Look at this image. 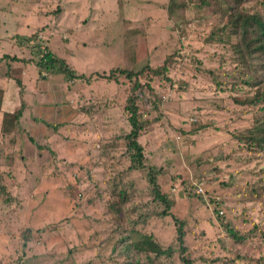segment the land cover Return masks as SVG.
Segmentation results:
<instances>
[{
  "label": "rangeland",
  "instance_id": "rangeland-1",
  "mask_svg": "<svg viewBox=\"0 0 264 264\" xmlns=\"http://www.w3.org/2000/svg\"><path fill=\"white\" fill-rule=\"evenodd\" d=\"M169 4L0 0V58L28 62H0V264H128L127 236L171 249L131 252L139 264H181L173 218L185 223L194 264H264V135L253 142L248 132L262 105L238 104L256 91L235 72L217 0L185 2L173 16ZM47 48L84 79L38 73ZM116 68L134 77L96 75ZM131 95L142 170L129 169L124 138ZM151 167L167 217L153 201Z\"/></svg>",
  "mask_w": 264,
  "mask_h": 264
},
{
  "label": "trees",
  "instance_id": "trees-1",
  "mask_svg": "<svg viewBox=\"0 0 264 264\" xmlns=\"http://www.w3.org/2000/svg\"><path fill=\"white\" fill-rule=\"evenodd\" d=\"M194 0H170V4L168 7V12L171 16L175 15L177 10L181 7H184L185 2H192ZM206 1V0H201ZM246 0H217V5H215L216 11L220 13L222 26L218 31L223 38H233L235 39L234 43H231L229 40V46L231 47L233 54L237 55V63L235 66V72L239 77V81L242 85L255 90L253 96L249 98H244L242 101L238 102V104L242 105L245 103H249L251 105H255L257 103H261L259 109L264 111V0L258 3V8L252 13L247 12L243 8V4ZM33 38V37H32ZM31 37H22L24 41H30ZM225 41V39H224ZM43 51H40V55ZM35 62L36 68L39 70L38 73L42 71L47 72L53 75H61L66 81H75L82 80L84 76L77 74V72L68 66L60 56L54 54L50 49L47 48V51L43 53V55ZM2 60H11V61H19L22 63H26L27 59H19L17 57H10L9 55H4L0 58V62ZM29 61V60H28ZM28 63V62H27ZM152 73L159 74L157 69L149 68ZM124 75L128 80H131L134 77L133 72H128L125 70H120L119 68L110 70L109 73L102 72V74H96L99 78H104L107 80H112L116 74ZM136 76V75H135ZM241 76L242 79H241ZM20 86V82H18ZM137 82L135 83L134 88H136ZM133 88V89H134ZM24 104L21 105L20 109L11 114L14 116V121L19 122V119L22 115ZM126 111L129 115L128 117V125L130 127L129 133L124 137L126 140V148L130 155V170H142L145 169L144 165V149L138 142V137L140 132L143 130V125L140 121V116L138 114V108H136L135 98L131 95L127 98V106ZM7 114V113H6ZM252 134L251 141H257L256 138L262 139L261 136L264 135V115L262 119L258 120L255 125L251 128ZM264 144V140L262 142ZM146 176L148 179V184L152 188L153 201H158L164 206V210L161 212V216L167 217L170 215L169 209L171 206V202L168 201L166 195L160 193L159 186L157 184V176L158 172L154 168H149L146 172ZM1 188V192H2ZM122 194V195H121ZM122 196L120 198L121 203L127 200L126 192L122 191L118 193V196ZM129 197V196H128ZM119 206H115V203L112 202L108 205V211L110 212H118ZM221 212V211H220ZM175 224L177 226V243H178V251H179V260L181 264H194L191 258L188 255L187 247L184 242L185 233H184V225L185 223L173 218ZM227 234L234 241L241 242L243 238L237 234V231L233 228H230L228 224L224 226ZM130 244H126L124 249H127L129 252L127 260H129L128 264H139L135 260V258H131V252L135 253L133 256H137V254H145L147 255L148 249L149 251L156 253L157 256L162 254L169 255L171 249L168 248L166 250L159 248L157 245L153 246V241L151 237H144L139 242H130L129 237L122 238Z\"/></svg>",
  "mask_w": 264,
  "mask_h": 264
},
{
  "label": "built area",
  "instance_id": "built-area-1",
  "mask_svg": "<svg viewBox=\"0 0 264 264\" xmlns=\"http://www.w3.org/2000/svg\"><path fill=\"white\" fill-rule=\"evenodd\" d=\"M202 189L199 190V193L201 192ZM202 193V192H201ZM220 214H222V212H220Z\"/></svg>",
  "mask_w": 264,
  "mask_h": 264
}]
</instances>
